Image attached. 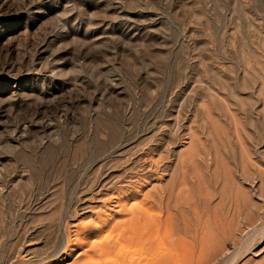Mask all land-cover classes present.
Here are the masks:
<instances>
[{
	"label": "rangeland",
	"instance_id": "374dc122",
	"mask_svg": "<svg viewBox=\"0 0 264 264\" xmlns=\"http://www.w3.org/2000/svg\"><path fill=\"white\" fill-rule=\"evenodd\" d=\"M102 239L264 264V0H0V264Z\"/></svg>",
	"mask_w": 264,
	"mask_h": 264
},
{
	"label": "bare ground",
	"instance_id": "6f19581e",
	"mask_svg": "<svg viewBox=\"0 0 264 264\" xmlns=\"http://www.w3.org/2000/svg\"><path fill=\"white\" fill-rule=\"evenodd\" d=\"M131 210H132V209H131ZM131 210H130V211H131ZM128 211H129V210H128ZM131 214H132V212H131ZM148 215H149V214H148ZM130 216H131V215H130ZM130 216H129V217H130ZM137 217H138V216H137ZM143 217H144V216H143ZM150 217H151V216H150ZM130 219H131V218H130ZM132 219H133V216H132ZM135 219H136V218H135ZM144 220L147 221L145 218H144ZM138 221H139V219H138ZM141 221H143V220H141ZM145 221H144V222H145ZM129 222H130V221H129ZM131 222H132V220H131ZM136 222H137V221H136ZM144 222H143V223H144ZM133 224H135V223H133ZM148 224H149V223H147L146 225H148ZM129 225H131V223H130ZM115 226H116V225H115ZM133 226H134V225H133ZM137 226H138V225H137ZM141 226H143V224H142ZM148 226H150V225H148ZM78 227H79V226H78ZM100 227H101V226H100ZM79 228H80V227H79ZM104 228H105V227H104ZM115 228H116V227H115ZM134 228H135V227H134ZM134 228H133V229H134ZM147 228H148V227H147ZM89 229H90V228H89ZM89 229L87 228L86 230H88V232H89ZM92 229H94V228H92ZM92 229H91V230H92ZM96 229H98V227L95 228V231H96ZM121 229H122V228H121ZM145 229H146V228H145ZM80 230H81V229H80ZM80 230L77 229V230H76L77 233H79ZM91 230H90V231H91ZM98 230H99V229H98ZM131 230H132V229H131ZM142 230H143V229H141V230H139V231L141 232ZM147 230H148V229H147ZM76 231H75V232H76ZM82 231H83V230H81L80 233H82ZM95 231H94V233H95ZM121 231H122V230H121ZM124 231L127 232V230H124ZM85 232H86V231H84V233H85ZM100 232H101V231H99L98 235H101ZM134 232H135V231H134ZM134 232H133V233H134ZM77 233H75V235H76L77 238H78V237L80 236V235H79L80 233H79L78 235H77ZM86 233H87V232H86ZM96 233H97V232H96ZM141 233H143V232H141ZM103 234H104V233H103ZM105 234H106V233H105ZM108 234H109V231H108ZM110 234H111V233H110ZM118 234H119V232H118ZM139 234H140V233H139ZM85 235H86V234H85ZM87 235L89 236V234H87ZM87 235H86V236H87ZM82 236H83V235H82ZM82 236H81V237H82ZM86 236H84L85 239H84V238H81V237H79L78 239H79V240L83 239L84 242L86 243V241H87V240H86ZM90 236H91V235H90ZM107 236H109V235H107ZM107 236H106V237H107ZM110 236H111V235H110ZM115 236H117V235H115ZM115 236H114V237H115ZM121 236H122V235H121ZM128 236H129V235H128ZM134 236H135V234H134ZM114 237H113V238H114ZM117 237H119V235H118ZM131 237H133V236H131ZM131 237H130V238H131ZM75 238H76V237H75ZM102 238H104V236H103ZM110 238L113 240L112 237H110ZM115 238H116V237H115ZM89 239H90V238H89ZM100 239H101V238H100ZM100 239L98 238V240H94V242L99 241ZM116 239H117V238H116ZM116 239H114V240H116ZM119 239H120V238H119ZM119 239L116 240L117 247H118V245H119L118 242H120ZM132 239H133V238H132ZM75 240H76V239H75ZM79 240H78V242L80 243ZM85 240H86V241H85ZM102 240L106 241L107 239H106V240H105V239H102ZM108 240H110V239H108ZM146 240H148V239H146ZM146 240H145V241H146ZM88 241H89V240H88ZM90 241H92V239H90ZM90 241H89V242H90ZM104 241H103V242H104ZM127 241H129V240H127ZM145 241H144V242H145ZM76 242H77V240H76ZM84 242L82 243V240H81V244H83V245H87V244H84ZM92 242H93V241H92ZM99 242H100V241H99ZM106 242H107V241H106ZM110 242H111V241H110ZM110 242H109V243H110ZM113 242H114V241H113ZM129 242H130V241H129ZM131 242H133V241H131ZM71 243H72V242H71ZM90 243H91V242H90ZM116 243H113V244L116 245ZM138 243H139V242H138ZM181 243H182V242H181ZM96 244H97V242H96ZM113 244H112V247H113ZM151 244H152V243H151ZM110 245H111V244H108V242H107V243H101V244L99 245V247H98V251H97L99 255H103V256H105V257H108V261H107V258H106V259L104 258V259H103L104 262H101V263H100V262H99V261L101 260V259H100L98 262L95 261L94 264H106L105 262H109V264H124L125 262H127V259H129L127 256H126V257H123L122 259H120V258H119L120 256H119L118 254L111 255V254H110V251H109V247H110ZM149 245H150V244H149ZM181 245H182V244H181ZM119 246H120V247H118L117 250H118L119 248H121V244H120ZM122 246H123V245H122ZM126 246H127V245H126ZM126 246H123V249H124V247H126ZM130 246H131V245H130ZM133 246H134V245H133ZM68 247H69V246H68ZM82 247H84V246H82ZM127 247H128V246H127ZM127 247H126V248H127ZM134 247H135V246H134ZM138 247H139V246H138ZM150 247H151V246H150ZM89 248L92 249L90 246H89ZM89 248H87V249H89ZM147 248H148V247L145 246V249H147ZM66 249H67V246H66ZM87 249H85V250L87 251ZM112 249H113V248H112ZM123 249H119V251L126 252V251L123 250ZM138 249L141 250L142 248H137V250H138ZM151 249H152V248H151ZM151 249H150V251H152ZM68 250H70V249H68ZM114 250H115V249H114ZM131 250H132V249H131ZM137 250H134V251L136 252ZM143 250H144V248H143ZM147 250H148V249H147ZM132 251H133V250H132ZM138 251H139V250H138ZM144 251H145V250H144ZM82 253H83V252H82ZM112 253H113V251H112ZM132 253H134V252H132ZM146 253H147L148 255L151 254V253H148V252H146ZM146 253H142V254H143V258H144V260H146V259H145V256L147 255ZM89 254H90V253H89ZM89 254H88V255H89ZM119 254H120V252H119ZM125 254H126V253H125ZM142 254L140 253V255H142ZM144 254H146V255H144ZM152 254H153V253H152ZM79 255H80V254H79ZM117 255H118V256H117ZM121 255H122V254H121ZM127 255H129V254H127ZM167 255H168V254H167ZM190 255H191V254H190ZM190 255H189V256H190ZM89 256H90V255H89ZM89 256H88V257H89ZM124 256H125V255H124ZM150 256H151V255H150ZM150 256H149V258H150ZM160 256H162V255H160ZM189 256H188V257H189ZM88 257H87V259H88ZM146 257H147V256H146ZM164 257H167V256L165 255ZM164 257L162 256L163 259H164ZM100 258H101V257H100ZM130 258H132V257H130ZM133 258H135V257H133ZM138 258H139V257H138ZM140 258H141V257H140ZM143 258H142V259H143ZM153 258H154V257H153ZM89 259H90V257H89ZM89 259H88V260H89ZM136 259H137V257H136ZM147 259H148V257H147ZM150 259H151V258H150ZM78 260H79V259H78ZM88 260H87V261H88ZM97 260H98V259H97ZM139 260H141V259H139ZM159 260H160V259H159ZM159 260L157 261L158 264L160 263ZM76 261H77V260H76ZM148 261H149V260H148ZM161 261H162V259H161ZM166 261L168 262V259H167ZM166 261H165V262H166ZM77 262H78V261H77ZM80 262H81V261H80ZM88 262H90V261H88ZM93 262H94V261H91L90 263H93ZM128 262H129V261H128ZM131 262H133V260H131ZM135 262H136V261L134 260L133 263L135 264ZM78 263H79V262H78ZM129 263H130V262H129ZM138 263H140V261H139ZM75 264H76V263H75ZM80 264H82V262H81ZM130 264H131V263H130ZM147 264H149V263H147ZM153 264H154V263H153ZM161 264H162V262H161Z\"/></svg>",
	"mask_w": 264,
	"mask_h": 264
}]
</instances>
